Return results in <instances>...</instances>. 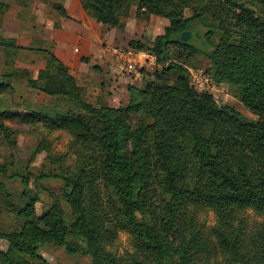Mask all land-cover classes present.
I'll use <instances>...</instances> for the list:
<instances>
[{
	"label": "trees",
	"instance_id": "trees-1",
	"mask_svg": "<svg viewBox=\"0 0 264 264\" xmlns=\"http://www.w3.org/2000/svg\"><path fill=\"white\" fill-rule=\"evenodd\" d=\"M79 2L98 23L119 29L134 4L138 20L166 18L161 34L127 45L153 53L160 68L140 71L146 77L128 86L126 104L95 106L52 49L0 37L5 50L46 56L35 78L28 70L0 73V240L7 242L0 264H49L38 253L46 244L79 251L88 264H264V0ZM50 6L70 18L63 5ZM8 7L0 0V21ZM194 24L205 31L181 39ZM198 57L255 119L192 86L188 66ZM13 78L56 103L3 108ZM136 115L141 119L133 122ZM57 133L69 141L65 153L52 155ZM21 134L38 138L30 160L46 152L48 165L38 173L13 167L21 164ZM1 178H18L23 189L12 192ZM44 179L59 181L58 197ZM39 188L51 201L42 202ZM70 236L83 246H71Z\"/></svg>",
	"mask_w": 264,
	"mask_h": 264
},
{
	"label": "rangeland",
	"instance_id": "rangeland-1",
	"mask_svg": "<svg viewBox=\"0 0 264 264\" xmlns=\"http://www.w3.org/2000/svg\"><path fill=\"white\" fill-rule=\"evenodd\" d=\"M8 3V9L1 17L0 21V37L13 39L16 44L32 46L34 48H42L53 51V39L50 37V30H46L45 22L51 23L53 29L59 27L58 19L62 16L58 14L56 10L51 8L50 4L56 2L61 4L59 0H3ZM62 5V4H61ZM16 12V17L19 18V26L17 29L11 28L9 21H5L7 14H9L10 9ZM136 4H134L129 12L131 20V25L129 30L135 33L137 40L153 39L156 33H160L161 26L156 24L150 27L148 21L138 20L135 17ZM191 10L185 9L184 14L190 15ZM86 14V13H85ZM87 15V14H86ZM129 15L127 17H129ZM127 17L124 19L126 20ZM66 18V17H64ZM71 18V17H70ZM135 20H134V19ZM163 22H167L166 18L160 17ZM125 22V21H124ZM48 27V24H47ZM194 29L190 32L188 39L193 40V32L197 30L205 31V28L200 25L194 24ZM12 32L14 35L22 37H30V43H23L24 40L15 38L14 36H5V33ZM133 37V36H132ZM25 42V41H24ZM55 55V54H54ZM42 51H30V50H13L12 48L6 49L0 46V73L8 72L12 69L17 70H28L32 77V71H38L45 66L46 58ZM57 57V56H56ZM58 58V57H57ZM59 59V58H58ZM60 60V59H59ZM61 61V60H60ZM107 62V61H106ZM93 64H87L88 71H78L77 72V84L83 88L84 98L98 106L100 104H106L108 106L118 107L127 103L129 98L128 86L134 85L139 86L142 83V79L146 77V74H141L137 72L132 75H123L118 73L111 63H106L105 68L100 72L93 69ZM206 65L204 57H198L197 63L195 65L188 66V69L202 70L206 73ZM37 71V73H38ZM98 71V72H97ZM147 72H153L149 70ZM189 73V71H188ZM37 76V75H36ZM125 77L124 81L119 80V77ZM33 78V77H32ZM190 78V76H189ZM76 79V78H75ZM14 87V93L11 96H6L2 99V106L6 109L11 110H24L25 105H41L52 106L56 102L53 98L44 95L43 93L36 94L26 85L25 79L13 78L11 81ZM193 87V82L190 80ZM221 86L217 87L218 91H214L213 94H217V98L212 96L217 103H224L234 107L242 115L255 119L256 117L239 101V99L232 93L229 86L225 83H220ZM199 91L209 93L206 90L199 89ZM212 95V94H211ZM20 105V107H18ZM59 107H62L63 103L58 102ZM133 122H138L141 117L136 115L132 116ZM38 138L34 135L21 134L18 136L17 143L19 151H17L16 156L21 160V164H15L13 167L15 169L18 167L20 172H24L27 169L31 170L33 173H38L42 169L43 163L48 165V160L46 159V152L38 154L33 160H30V155L37 144ZM50 153L52 155L63 154L66 152V145L69 141V137L63 134H55L51 138ZM3 160V159H2ZM0 159V161H2ZM46 165V166H47ZM27 168V169H26ZM26 169V170H25ZM10 174V172H8ZM9 187L12 192L17 193L23 189L22 184L18 178L5 179L1 178ZM43 186L48 188L53 192V194L58 197L59 195V181L55 179H44L42 180ZM33 188V184L31 185ZM39 194L43 203L51 201V196L48 195V190H43L39 188ZM59 203L62 205L65 213H69L70 209L62 199H58ZM37 203V213L43 210V203ZM213 216L210 213L207 217L209 223L212 222ZM3 221L9 222L10 217L5 215L2 218ZM68 241L71 246H76L81 244L82 241L77 238L68 237ZM7 242L0 240V249H6ZM127 248V235L121 233L119 236V249L123 251ZM38 253L44 257L49 264H88L89 258L81 252H67L63 246L56 244H46L38 249Z\"/></svg>",
	"mask_w": 264,
	"mask_h": 264
},
{
	"label": "crops",
	"instance_id": "crops-1",
	"mask_svg": "<svg viewBox=\"0 0 264 264\" xmlns=\"http://www.w3.org/2000/svg\"><path fill=\"white\" fill-rule=\"evenodd\" d=\"M59 1L71 18L60 17L58 19L59 27L55 29L51 27V23L47 20L45 22L46 30L51 31L49 34L54 42L53 53L69 68L70 73L76 80L78 71H88V63L89 65L93 64V69L99 72L105 68L106 63H110V59L105 53V48L108 45L126 46L130 40L138 39L135 37V33L129 30L132 20L130 15L125 20V28L119 29L98 23L92 17L86 15L79 0ZM16 12L17 10L14 11L11 8L5 20L9 21L13 29H17L19 26V18L16 17ZM160 19V16L156 15H150L148 19L147 25L150 27L156 24L161 26L160 31H158L160 33L155 35L161 34L164 26L168 24ZM5 36H14L24 40L23 43L25 44H29L31 39L24 35L22 37L14 35L12 32L5 33ZM38 69L35 72L32 71L33 78L36 77ZM124 78L120 76L119 80L124 81Z\"/></svg>",
	"mask_w": 264,
	"mask_h": 264
},
{
	"label": "built area",
	"instance_id": "built-area-1",
	"mask_svg": "<svg viewBox=\"0 0 264 264\" xmlns=\"http://www.w3.org/2000/svg\"><path fill=\"white\" fill-rule=\"evenodd\" d=\"M105 53L110 59V63L120 74L132 75L141 70L154 71L160 68L156 56L147 50H137L127 45H108L105 48ZM188 71L190 80L195 87L208 91L209 94H212L211 96L215 98L218 97L217 94H213V92L218 91L217 87L221 86L220 83H215L213 79L202 70L188 69Z\"/></svg>",
	"mask_w": 264,
	"mask_h": 264
},
{
	"label": "water",
	"instance_id": "water-1",
	"mask_svg": "<svg viewBox=\"0 0 264 264\" xmlns=\"http://www.w3.org/2000/svg\"><path fill=\"white\" fill-rule=\"evenodd\" d=\"M179 36H180L181 39L186 40V39L189 38L190 32L187 31V30L186 31H182Z\"/></svg>",
	"mask_w": 264,
	"mask_h": 264
}]
</instances>
